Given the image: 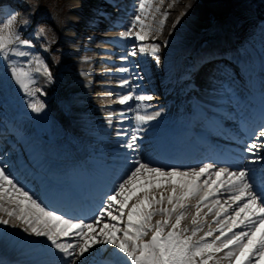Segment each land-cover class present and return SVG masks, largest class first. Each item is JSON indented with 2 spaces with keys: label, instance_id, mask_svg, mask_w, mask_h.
<instances>
[{
  "label": "bare ground",
  "instance_id": "obj_1",
  "mask_svg": "<svg viewBox=\"0 0 264 264\" xmlns=\"http://www.w3.org/2000/svg\"><path fill=\"white\" fill-rule=\"evenodd\" d=\"M10 1L0 0V6H5ZM93 1L63 0L64 14L56 16L57 18L48 16L47 21L44 20L43 23L48 26L46 35L53 38L55 46L67 44L69 47L66 49L62 61L65 72L59 71L61 74L58 73L61 77L72 80L74 85V87L70 86L65 89L66 95L71 97L68 103H62L64 92L60 98V93L56 88L49 87V77L43 72L35 74L39 88L35 97L28 98L24 94H18V92L17 95H14L7 88L6 77L3 74L6 67L3 61H0V105L6 106L9 111L14 113L12 118L9 117L10 119L5 122L0 121V124L11 130L9 137L19 148V152L8 153L2 159L6 164L11 163V165L8 164L11 172L18 169L17 173L25 182L22 184L19 176L15 175L21 185L27 186V189L31 188L32 192L43 201L44 197L38 194L36 186L35 188L31 186L38 184L39 187H42L41 189L45 190L43 181L46 180L47 176H44V173H52L51 177L63 175V177L52 180L65 184L72 183L79 189L81 183L96 184L97 182L98 184L100 172L103 169L100 160L104 159L111 166L108 168L107 184L111 183L114 175H123L125 150L120 146L123 141L115 136V131L117 129L116 121L121 119L118 113L127 106L111 103V101H115L117 95L125 91L118 86L119 81L136 75L137 70L133 67L132 72L122 73L117 71L120 67L140 65L139 71L144 75V79L134 81L140 86L138 92L155 97L154 100L148 102L153 106L152 109L148 110L149 112L153 109L161 111L160 117L143 126L144 130L141 132L143 140L139 153L141 158L152 157L171 164L166 162L164 154L160 153V149L164 152L166 147V144L161 141L172 133L174 124L175 128H183L180 125V120L188 119L193 125L191 130L208 129L212 130L211 132H214L215 128L223 130V125L229 126L230 121H237L234 113H239L238 111L242 106L236 109L238 102L234 99V94L239 95L244 100L245 106L251 107V110L250 108L245 109L248 113L244 117L247 120L246 132L251 129L250 123H254L251 118L256 117L254 115L259 111V103L264 105V87L261 83L264 82V19H262L264 17V0H245L236 3L235 6L230 0L229 2L224 0H189L188 2L164 0L160 13L162 17L156 16V19L157 21L163 19V12H168L169 15L162 31L153 32L152 38L149 40L156 42L157 38L161 37L168 43V48L164 52L161 51L164 56L159 63L162 65L160 72L162 74L158 84L153 76L154 71L159 67H155L156 69L153 70L154 66L158 65L150 64L151 62L147 60L145 54H138L137 57L131 58L128 62L121 60V56L127 52L132 42L117 39V37L119 32L124 31L122 27L128 25L130 15L136 10V0H96L97 4L96 2L93 4ZM11 4L13 8L20 10L16 26L21 25L22 18L31 15V13L26 12L24 6L16 1L11 2ZM116 5H119L120 8H114ZM190 6L194 9L193 11H190ZM85 10L90 11V14H85ZM251 10L253 14H256L255 17L250 18L251 14H247ZM176 12L179 13L178 16H181L180 21H178L179 17H175ZM242 13L246 14L242 15ZM112 15H114L113 18H111ZM59 16L65 25L60 24ZM215 18L223 21H212L211 24L210 21ZM35 19L39 20L36 17ZM174 25L177 29L178 39L167 40L170 36H174V34L172 35ZM106 26L107 28L104 30H109V36L104 37L103 35L102 37L98 33ZM84 33H88L90 38H82ZM81 38L82 40H80ZM98 40H105L106 47L98 48L97 45L94 47L95 41ZM35 42L37 43L35 44L36 47L40 50L41 41L35 40ZM96 50L104 51L106 55L94 57L93 54ZM235 52L236 56L233 54ZM36 54L42 60L49 58L37 51ZM231 56L243 64V73L238 74L233 71L229 79L224 81L226 86L229 85L234 90V93L228 96L229 101L228 99L219 100V96L214 98L210 95L211 89L219 87L221 82L218 78L214 85L209 83L208 70L210 66L201 70V72L206 73L201 75L202 78H199L205 79L202 83L204 85L193 88L190 84L192 79L189 75L193 70L191 67L193 63L204 64V60L200 59L201 57L221 61L222 59L225 60V57ZM149 57L151 56L149 55ZM55 63L60 65V62L56 61ZM223 64L233 70L231 62ZM215 66L220 68L219 64H215ZM96 67L100 71L96 72L94 70ZM159 69H157L158 72ZM50 72L55 75V71ZM93 77L95 83H97V79L103 81L95 85L93 84ZM52 95L60 100L59 103L51 99ZM254 96V101H251ZM28 99H35L39 102L42 100L47 108L53 112L56 124H58V127L53 126V132L48 133L44 129L38 132V129L35 128L37 125L30 127V123L24 117L26 111H29L26 106ZM94 100L98 101V104H93ZM215 101L219 103V107L217 113L213 115L207 111V108L209 104L217 107ZM61 103L67 110L65 114L59 110ZM135 103L134 101L130 102L133 107ZM110 111L116 113L112 117L114 123L111 127L106 123L107 114ZM243 114L245 115V113ZM127 115L131 117L133 114L127 113ZM51 122L53 123V121ZM211 123L215 124L216 127L211 126ZM1 125L0 129H3ZM131 125L132 121L129 119L123 126L130 127ZM36 131L39 136L35 133ZM2 137L3 133L0 132V139ZM194 137H198L197 134H194ZM210 138L218 139L215 135ZM251 139L252 135L247 142H250ZM4 146L2 145L0 149ZM204 149L207 151V148L202 146L201 150ZM231 149H233L232 152L236 153L241 150L236 147ZM195 150V148L191 149V153H196L195 155L191 156L187 153L186 156L185 154L184 162L177 165L197 167L198 165L187 164L192 158L201 156V152L197 153ZM146 151L152 155L147 156ZM229 153V157L236 154ZM261 154L264 155V150H261ZM208 155L211 154L208 153ZM67 161L71 163H67ZM63 165L65 167L61 169L60 167ZM24 166H31L38 178L35 179L32 175L30 176L27 173L29 168ZM251 167L258 168L260 165H251ZM105 188L106 186L102 185L95 195H99L100 191L105 190ZM47 199L49 198L47 197ZM95 199L88 200L87 205L93 206ZM69 209L71 207L64 210L69 211ZM70 212L77 213L78 211L75 208ZM156 219H160V217H154V220ZM208 219L211 221V216ZM184 224L188 225L189 222L185 221ZM258 238L259 234H257ZM0 248H2L0 261L4 264H60L61 260V255L50 246V242L45 238L35 237L23 232L21 228H14L11 225H0ZM105 252L107 255L104 259L109 261V264H115L117 258L111 255V249L105 248ZM83 259L91 264V257L88 254H85ZM260 264H264V260H261Z\"/></svg>",
  "mask_w": 264,
  "mask_h": 264
},
{
  "label": "snow or ice",
  "instance_id": "obj_2",
  "mask_svg": "<svg viewBox=\"0 0 264 264\" xmlns=\"http://www.w3.org/2000/svg\"><path fill=\"white\" fill-rule=\"evenodd\" d=\"M163 3L138 0L126 30L117 37L132 42L122 61L147 54L159 65L161 44L149 40L153 32L162 31L169 15L163 12L164 18L157 21ZM18 20V12L0 20V61L19 90L31 98L39 91L34 88L35 74L43 72L51 77V72L31 51L35 47L32 40L22 38L16 27ZM28 23L24 20L23 25ZM36 35H45V30L38 27ZM200 59L204 64L194 63L189 73L193 88L195 76L210 66L209 83L221 80L210 95L219 96V100L230 96L231 89L224 83L228 79L225 69L206 57ZM133 67L136 75L119 81L118 86L125 91L111 101L127 107L119 111L121 119L116 121L115 131L123 141L125 167L123 175L112 182L110 194L105 193L92 215H71L22 186L9 165L0 161V225L45 238L61 255L60 264H88L82 259L85 254L91 257V264H109L104 259L105 248L117 258L115 264H260L264 260V124L237 155L197 167L141 158L143 126L160 117L161 111L149 112L153 106L148 102L155 97L138 92L140 86L134 81L144 79L139 64L117 71L130 73ZM133 101L134 107L130 104ZM215 102L217 107L209 104L207 108L213 115L219 107ZM26 106L34 113L45 108L35 99H28ZM114 115L111 111L107 114L110 127ZM129 119L132 125L124 127ZM256 164L260 167H251ZM157 216L160 219L154 220Z\"/></svg>",
  "mask_w": 264,
  "mask_h": 264
},
{
  "label": "rangeland",
  "instance_id": "obj_3",
  "mask_svg": "<svg viewBox=\"0 0 264 264\" xmlns=\"http://www.w3.org/2000/svg\"><path fill=\"white\" fill-rule=\"evenodd\" d=\"M188 1L189 0H183V2H188ZM224 1H228L229 2V0H224ZM230 1L232 2V5L235 6L236 3L241 2V1H245V0H230ZM95 2L97 4V1L96 0L93 1V4H95ZM137 2H138V0L136 1V3ZM18 3L21 4V5H23L24 8H25V10H26V12L29 11L31 13V15H26L24 18H22V21L20 22L21 25H18L16 27L23 34L22 35V38H26V39L32 40V42L34 43V45L37 44L35 42V40L36 41L37 40H40L41 41V43H40V45H42V47H40L41 49L39 50V48L36 47V45H35L34 49H31V51H33L34 53H36V51H37V52L42 53L43 56L49 57L47 59H44L43 62L47 65V67H48V69L50 71H55V75L51 74V77L52 78L51 77L48 78L49 85H50V86L49 85L48 86L49 87L56 88V90L60 93V98H61L62 92H64V97H63L64 98V101H62V103H68L71 97H68L66 95V90L65 89H67V87H70V86L74 87V85L72 84V80L65 79L64 77H61V75H59V74H61V73H59V71L65 72V67H64L62 61L64 60V56H65L66 49L67 48L69 49V47H68L67 44L55 46V44L53 42V38H50L49 36L46 35V29L48 28V26H46L45 24H43L44 23V20L47 21L46 18H48V16H54V17H56L58 15L64 14L65 9H64L63 0H18ZM190 9H191L190 11H193L194 10L191 6H190ZM6 10H8V11H4V14H6V15L3 16V17H0V20H4V19L8 18V16L10 14L14 13V12H18V13L20 12V10L13 8V6L10 7V5H9V7H7ZM86 10H85L84 13L90 14L89 13L90 11H86ZM134 12L132 13V15H130V19L132 18ZM175 14H176L175 17H179L178 21H180V19H181L180 17L181 16H178L179 13L176 12ZM156 16L157 17H160L161 14L158 13ZM35 17L36 18H39V20L35 19ZM113 17H114V15H112L111 18H113ZM24 20H28V21H30V23H28L27 25H23ZM59 21L61 22L60 16H59ZM105 21L107 22V20H105ZM212 21H214V22H222L223 20L222 19L221 20L220 19L218 20V19L215 18L214 20H211L210 21L211 24H212ZM60 24H64V22H61ZM38 27L39 28H43L45 30V35H43V36H37L36 35V32H37ZM126 27L127 26L122 27L123 30H126ZM104 29H106V27L105 28H102L103 31L102 30H101L102 32L99 31L98 34H101L102 37H103V35H104V37L105 36L106 37L109 36V30H104ZM176 31H177V29L174 27V32L172 31L173 32L172 35L174 34V36H170L169 38H167V40L168 39L169 40L176 39V38L178 39V33L176 34ZM34 33H35V35H32ZM82 38H85V39L87 38L88 39L90 37L88 36V33L87 34L84 33V35L82 36ZM82 38L80 40H82ZM104 41L105 40L95 41V43H94L93 46L95 47L97 45V47L103 46V48H105L106 47V45H105L106 44L105 43L106 41L105 42ZM165 41L166 40L164 38H161V37L157 38L156 42L155 41H149V43L155 42V43H160L161 44V50H160L161 60H162V58L164 56V54L161 51L164 52L165 49L168 48V45H167L168 43L165 45V43H164ZM103 55H106V53L104 51L101 52V51H97V50L93 54L94 57H100V56H103ZM145 55L147 57V60H149L151 62L150 64H156V62L154 61V59L152 57H149V55L147 56V54H145ZM82 56H84V55H82ZM82 58L85 59L84 57H82ZM56 61L57 62H60V65H56V63H55ZM100 62H103V61H100ZM94 70L96 72L97 71H100V69L98 67H96V69H94ZM3 73L6 76L7 88H9L14 93V95H17L16 92H15L16 91L15 87L18 90H19V88L12 81L11 76H10V73L7 71L6 68L4 69ZM92 79H93V84H95V85H97V83H101L103 81L101 79L100 80L97 79L96 80L97 83H95V81H94L95 78L93 77ZM35 81L36 82L34 84V88L39 89L38 88L37 76L36 75H35ZM19 92L21 94H23L20 90H19ZM51 99H53L54 101H57V103H59V101H60V100H58L56 98L55 95H52L51 96ZM96 100L93 101V104L94 103H97L98 104V101H96ZM40 102H42V100H40ZM42 103L45 106L44 111L42 113H34V112L31 111V109H29L28 112L26 111V116H24V117L26 119H28V121L30 122L31 126H36L37 125V127H35V128H37L38 131L44 129V130H46V132H48V133L50 132L51 133V131L53 132V126L58 127V124H56V119L54 117L53 112H51V110L47 108V106H46V104L44 102H42ZM62 103H61V106H60L59 110H60V112L62 114H65L67 112V110L64 109ZM51 121H53V123ZM1 249L2 248H0V250ZM10 255L13 256L12 254H10ZM12 261L14 262V260H12ZM8 263H12V262H8ZM0 264H4V263L0 261Z\"/></svg>",
  "mask_w": 264,
  "mask_h": 264
}]
</instances>
